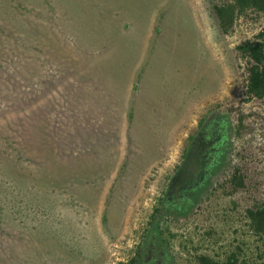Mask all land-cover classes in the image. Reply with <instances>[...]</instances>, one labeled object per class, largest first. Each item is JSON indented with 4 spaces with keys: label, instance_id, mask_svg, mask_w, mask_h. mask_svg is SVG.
<instances>
[{
    "label": "rangeland",
    "instance_id": "1",
    "mask_svg": "<svg viewBox=\"0 0 264 264\" xmlns=\"http://www.w3.org/2000/svg\"><path fill=\"white\" fill-rule=\"evenodd\" d=\"M213 2L0 0V264H128L152 228L171 264L264 262L247 217L264 203V97L236 49L264 15L225 34ZM213 111L219 173L153 220L180 140Z\"/></svg>",
    "mask_w": 264,
    "mask_h": 264
},
{
    "label": "flooded vegetation",
    "instance_id": "2",
    "mask_svg": "<svg viewBox=\"0 0 264 264\" xmlns=\"http://www.w3.org/2000/svg\"><path fill=\"white\" fill-rule=\"evenodd\" d=\"M228 132L227 119L213 111L196 123L194 131L184 135L177 151V165L163 188L160 215L166 212L182 215L192 209L223 165ZM156 231L153 228L149 231L135 264H171L167 247L152 235Z\"/></svg>",
    "mask_w": 264,
    "mask_h": 264
},
{
    "label": "trees",
    "instance_id": "3",
    "mask_svg": "<svg viewBox=\"0 0 264 264\" xmlns=\"http://www.w3.org/2000/svg\"><path fill=\"white\" fill-rule=\"evenodd\" d=\"M213 2V11L218 20V26L225 34L230 33L234 29L235 21L238 17L249 12H255L259 15H264V0H221L220 3ZM240 58L246 62V94L248 98H263L264 97V25L255 35L254 39L242 41L236 47ZM236 168L229 179L237 189L244 185L243 177ZM153 220L160 219V211L157 209ZM247 217L250 220L251 229L257 235L264 237V203L259 206L249 208ZM154 234L158 237V229ZM142 251L133 257L128 264H135L141 257ZM199 264H247L239 260L235 255L228 256L225 260L219 261L209 255H200L198 257ZM261 264H264L261 263Z\"/></svg>",
    "mask_w": 264,
    "mask_h": 264
}]
</instances>
